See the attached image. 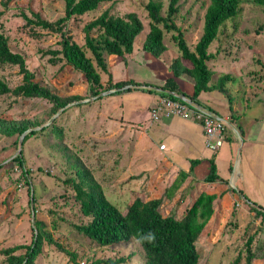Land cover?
Instances as JSON below:
<instances>
[{
    "label": "rangeland",
    "instance_id": "1",
    "mask_svg": "<svg viewBox=\"0 0 264 264\" xmlns=\"http://www.w3.org/2000/svg\"><path fill=\"white\" fill-rule=\"evenodd\" d=\"M147 1L112 0L65 22L63 30L79 44L84 43L83 25L108 7L114 15L135 12L143 23V29L133 43L131 56L134 62H126L129 54L117 56L103 52L108 73L99 69L102 83L99 93L105 91L103 87L108 84L109 76L112 81L132 78L157 86L172 72L170 63L174 58L169 60L168 56L177 50V46L171 33L164 32L166 49L159 56L141 48L148 31ZM208 2L179 1L175 24L183 31L191 49L201 35ZM166 6L167 0H163L162 15H165ZM0 10L3 11L0 32L7 37L10 49L24 56L34 81L63 98L83 97L81 102H69L53 117L55 113L50 115L52 104L45 99L0 94L1 119L27 122L30 128L47 124L44 131L37 129V133L24 142L22 140L19 150L21 135L0 133V264H5L3 248L31 243L38 232L37 220L43 222L45 231L61 248L44 240L34 264H105L99 260L118 257H123L124 261L116 264H143V250L132 243V238L100 246L76 228L88 218L81 214L66 179L75 177L77 166L87 168L107 199L120 211H125L135 197L143 200L160 197L178 170L189 168V159L196 157L204 159L194 166L193 173L172 199H163L162 214L181 217L200 192L215 193L213 214L196 242L197 264H230L239 252H244L248 235H254L252 264H264V216L256 215L249 209V204L232 191V187H241L238 177L249 172L247 186L252 187L254 195L245 185L243 189L252 196L256 207L264 208V153L254 148L252 157L246 162L247 143L241 148L243 138L233 132L235 141L224 140L215 154L217 172L227 182H205L208 158L213 152L205 146L199 123L173 118L185 129L178 130L170 140L176 149L171 146L162 154L153 152V145L159 147L164 138L152 134L153 126L162 122L150 117V106L156 99L155 92L146 88L152 87H135L92 100L95 95L82 72L64 61L49 62L50 55L43 52L60 49V33L25 25L22 13L31 16L35 12L54 21L64 15L63 0H0ZM207 51L212 55L208 60L212 71L209 84L217 83L223 74H233L230 71L237 73L238 82L228 81L227 92L203 90L198 95L199 101L221 115L227 114L229 106H235L240 117L244 116L248 121L253 118L250 121L252 140L264 143V118L257 122L254 119V116H264V7L253 0H240L238 14L220 26L218 36ZM0 77L11 89L22 82V75L14 65H0ZM179 81L184 91H192V78L183 73ZM86 99L89 100L82 101ZM53 121L60 128V134L50 129ZM239 122L234 123L238 129ZM191 137L195 149L189 146ZM21 151L22 165L30 170L26 176L21 173V165L14 161ZM168 155L177 166H171L165 157ZM259 169L261 180L256 176ZM231 174L233 183L229 181ZM24 251L19 249L16 253Z\"/></svg>",
    "mask_w": 264,
    "mask_h": 264
},
{
    "label": "trees",
    "instance_id": "2",
    "mask_svg": "<svg viewBox=\"0 0 264 264\" xmlns=\"http://www.w3.org/2000/svg\"><path fill=\"white\" fill-rule=\"evenodd\" d=\"M64 15L54 21H49L40 17L38 13H31V16L22 13L25 25L37 26L39 28L60 33V49H48L43 54H49V62L56 64L64 61L73 68L79 70L85 76L93 95L100 92L102 88L100 71L108 73L107 65L104 61L103 52L117 56H124L133 50L135 37L142 31L143 23L135 12H127L124 15H114L110 13V8L104 9L97 17L86 22L82 31L84 33V43L79 44L66 34L65 22L76 16H81L90 11H94L102 4L112 0H63ZM180 0H167L165 15H162L163 0H148L145 4L147 11L148 31L142 42V50L149 52L153 56H159L165 49L164 32L171 33V39L175 42L179 55L170 63L172 76L165 79L161 85H153L147 82L135 81L133 79L112 81L109 76L108 84L103 90L117 88L112 93L130 90L138 86L158 87L169 90L177 94H184L191 100L200 103L198 95L203 90L217 89L227 92L226 83L234 80V76L223 74L217 83L209 84L212 75L211 69L207 66V61L212 57L207 51L209 44L218 36L220 26L228 19L235 17L240 9V0H208L204 17L202 32L191 49L183 37V31L175 24V17L179 10ZM257 5L264 7V0H253ZM3 11L0 10V18ZM39 36V33L35 34ZM0 65H14L18 68V73L22 75V82L10 88L7 82L0 77V94L12 93L15 96L28 98H42L52 104L51 114L56 113L60 108L65 107L69 102L79 101L83 97L71 95L60 97L51 92L47 87L34 81V74L27 67L24 56L21 53L12 51L8 45L7 37L0 32ZM186 74L193 79L192 93L181 90L175 77ZM126 87L124 89H119ZM144 89V88H142ZM159 96H167L176 99L175 96L163 91L146 88ZM111 93V94H112ZM230 101V100H229ZM230 111L232 107L229 106ZM238 117L232 113L228 116L230 123L236 121ZM30 124L23 121H6L0 118V133L4 135H22ZM236 127V126H235ZM240 127V125H239ZM46 127H42L40 132ZM50 129L57 134L61 133L60 128L53 121ZM236 129L241 132V128ZM37 133L36 130L27 132L23 137V142L30 136ZM227 133L233 134L230 128H226L225 140L229 139ZM14 161L21 165V173L26 176L30 173L23 164L22 151L14 157ZM201 159H189L188 170L179 169L172 182L164 189L160 197L143 200L135 197L127 205L125 211L110 202L105 196L101 185L93 178L87 168L77 166L75 177L66 179L74 192V199L79 205L82 215L88 218L86 223L76 225V228L87 238L100 246H109L137 237L141 232L152 230L157 234L155 244L147 243L140 245L143 254V264H197L199 253L196 242L202 233L206 223L214 211V201L217 198L215 193L200 192L191 204L185 209L181 217L162 214L160 208L163 199H172L176 192L183 186L195 165ZM208 173L204 176L205 182H227L217 172L215 163V152L208 159ZM28 182V181H26ZM239 196L245 198L249 204V209L258 216H264V208L254 206L244 193L232 187ZM37 234L30 244H18L9 246L1 250L4 255L5 264H34L38 254L41 252L44 240L56 243L51 234L45 231L42 221H36ZM254 235H248L244 243V252H239L230 264H252L255 257L253 248ZM19 249H25L23 253H16ZM123 257L114 259H102L99 262L105 264H116L123 262ZM243 261V262H241Z\"/></svg>",
    "mask_w": 264,
    "mask_h": 264
},
{
    "label": "crops",
    "instance_id": "3",
    "mask_svg": "<svg viewBox=\"0 0 264 264\" xmlns=\"http://www.w3.org/2000/svg\"><path fill=\"white\" fill-rule=\"evenodd\" d=\"M141 45H142V43H141ZM171 49V48H170ZM167 51V50H166ZM132 52H133V50H132ZM129 53V56L127 57V59H126V62H134V57H132L131 56V54L133 55V53ZM179 55V52L176 50V49H174V51H172V54H170V56H168V59L169 60H172L173 58H175V57H177ZM125 62V63H126ZM207 63V66H208V61L206 62ZM232 70H234V71H236V69L235 68H232ZM233 73V74H231V76H234V77H237L236 79H234L233 81H230V83H232V82H238V75H237V73L236 72H233V71H230V73ZM173 74H172V72L170 73V75H168L166 78H168V77H170V76H172ZM165 78V79H166ZM129 79H132V78H129ZM165 79L164 80H162V82L160 83V84H158V85H161V84H163V82L165 81ZM122 80H127V79H122ZM134 80V79H133ZM175 80H176V82H177V84H178V86H179V88L181 89V90H183V88H182V86H181V84H180V81H179V76L178 77H175ZM113 81H117V80H113ZM136 81V80H135ZM211 85V84H210ZM227 85L228 86H230V84H229V82L227 83ZM226 85V88H228V86ZM155 90V89H154ZM212 91L213 90H215V89H211ZM184 91V90H183ZM184 92H186V91H184ZM186 93H192V91H190V92H186ZM154 96H155V99H156V101H157V99H158V97H159V95L158 94H155L154 93ZM199 98V97H198ZM200 103L201 104H203L201 101H200ZM204 105V104H203ZM152 106V105H151ZM151 106H150V108H151ZM204 106H206L207 108H209L210 110H212L214 113H216L217 115H219L220 117H222V118H224V119H226V118H228V116L230 115V114H232V113H234L238 118L236 119V121H238V120H240V128H241V132L239 133V131L236 129V127H235V122H233V123H231V126L232 127H235V129L237 130V131H235L233 128V132L234 133H236V135L237 136H239L240 135V137L241 138H243V140L241 139V144H240V147L242 148L243 147V145H244V143L246 142L247 143V149H246V152H245V159H246V162H247V160H249V158H251L252 157V153H253V150H254V148H256L257 149V152H261L262 154L264 153V143L263 142H260V143H258V142H255L254 140H252V137H250V135H251V133H250V130H251V125H252V123L250 122V121H252L253 120V118L250 120V121H248L247 119H245V117L243 116V118L242 117H240L239 115H238V113H237V108L235 107V106H233V105H231V107H232V111H230V109L227 111V114H225V115H221V114H219L218 112H216L214 109H212V108H210L209 106H207V105H204ZM173 118H175V117H170V118H162V119H160V120H162V122L160 123V124H155L154 126H153V132H152V134H157L158 135V137L160 136V138L161 139H163L162 141H163V143L166 145V147H165V149H163V150H160L159 148H158V146L157 147H155V145H153V147H152V151L154 152L155 150H156V152L157 153H159V154H162V152H164V151H166V150H168L171 146H172V144H171V141L170 140H173L174 139V137H175V135L177 134V131L179 130V131H185V129L180 125V124H177L175 121H173L174 119ZM241 118H242V120H241ZM262 118H264V116H254V119H255V121L257 122V121H260ZM197 123V122H196ZM200 125V124H199ZM202 129V128H201ZM203 132V131H202ZM185 134H186V132H185ZM162 136H163V138H162ZM191 136H193L192 134H191ZM227 136L229 137V139L228 140H232V141H235V138H234V136H233V134H231V133H227ZM166 139H168L167 141H166ZM188 143H189V146H190V148H194L195 149V145H194V142H193V139H192V137L190 138V139H188ZM263 145V146H262ZM171 148H174V150L176 149L175 148V146L173 145ZM210 150V149H209ZM219 150V149H218ZM218 150H216L215 151V154L218 152ZM191 151H192V149H191ZM211 152H213V151H211ZM168 160H169V162H170V164H171V166H177V164H175L173 161H172V158H171V155H168V156H165ZM186 158H190V157H186ZM196 158H198V157H196ZM191 159H194V158H191ZM198 159H204V157H200V158H198ZM209 159V158H208ZM215 163H216V158H215ZM216 166H217V163H216ZM250 166H248V168H247V170L248 171H250ZM181 169V168H180ZM184 170H188V168L187 169H184ZM194 171V170H193ZM193 173V172H192ZM248 173L249 172H247L246 174H244L243 176H240V177H238L239 178V183H240V185H241V187H238L237 189H239V190H241L243 193H244V195L246 196V197H248L251 201H254L253 200V198H252V196H249V194L243 189V186L245 185V187H247V190L250 192V193H253V195H254V192L252 191V187L250 186L249 188H248V184H247V179H246V176L248 175ZM254 173V172H253ZM256 175V174H255ZM261 175H262V173L260 172V169H259V171L257 172V177H259V180H261ZM223 178V177H222ZM232 179H233V176H232V174L230 175V177H229V181L231 182V183H233L232 182ZM257 186V185H256ZM241 197V196H240ZM243 198V197H242ZM244 199V198H243Z\"/></svg>",
    "mask_w": 264,
    "mask_h": 264
},
{
    "label": "built area",
    "instance_id": "4",
    "mask_svg": "<svg viewBox=\"0 0 264 264\" xmlns=\"http://www.w3.org/2000/svg\"><path fill=\"white\" fill-rule=\"evenodd\" d=\"M149 111L153 120L179 117L199 123L203 131L205 146L213 152L218 150L223 144L226 128L233 130L228 118L220 117L203 104L194 100L188 103L177 97L172 99L167 96H159ZM165 147L166 145L162 143L158 148L163 150Z\"/></svg>",
    "mask_w": 264,
    "mask_h": 264
},
{
    "label": "water",
    "instance_id": "5",
    "mask_svg": "<svg viewBox=\"0 0 264 264\" xmlns=\"http://www.w3.org/2000/svg\"><path fill=\"white\" fill-rule=\"evenodd\" d=\"M131 85H127V86H125V87H122V88H119L120 90L121 89H124V88H126V87H130ZM138 87H141V86H138ZM142 87H144V86H142ZM148 87H150V86H148ZM152 88H154L155 90H159V91H163V92H165V93H167V94H170V95H173V96H175V97H177V98H179V99H181V100H183V101H186V102H188V103H191L192 102V100L188 97V96H186V95H184V94H177V93H175V92H172V91H169V90H163V89H161V88H158V87H152ZM116 90H118L117 88H114V89H109V90H105L104 92H101V93H98V94H96L94 97H92V100H94V99H97V98H100L101 96H103V95H105V94H110V93H112V92H114V91H116ZM89 99H86V100H82V101H88ZM76 102H81L80 100L79 101H76ZM64 108V107H63ZM63 108H61L59 111H61V110H63ZM59 111H57L55 114H54V116L53 117H55L57 114H58V112ZM47 124H44V125H41V126H38V127H35V128H29V129H27L25 132H23V134L20 136V138H19V147H18V150L20 149V147H21V142H22V140H23V137H24V135L27 133V132H30L31 130H37V129H41L42 127H44V126H46ZM235 131H237L236 129H235V127H232ZM239 138H241L240 137V135L238 136ZM241 141V140H240ZM31 193H32V189H31ZM242 197V196H241ZM244 200H245V198H244ZM251 205H254V203H251ZM255 206V205H254ZM258 207V206H257Z\"/></svg>",
    "mask_w": 264,
    "mask_h": 264
},
{
    "label": "clouds",
    "instance_id": "6",
    "mask_svg": "<svg viewBox=\"0 0 264 264\" xmlns=\"http://www.w3.org/2000/svg\"><path fill=\"white\" fill-rule=\"evenodd\" d=\"M156 240L157 234L152 230H148L146 232H141L137 237H133L132 243L137 245H143L145 243L152 245L155 244Z\"/></svg>",
    "mask_w": 264,
    "mask_h": 264
}]
</instances>
